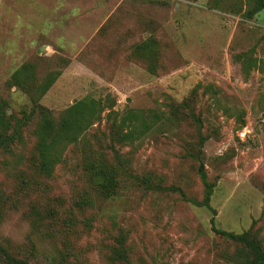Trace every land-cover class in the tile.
<instances>
[{
	"label": "rangeland",
	"instance_id": "rangeland-1",
	"mask_svg": "<svg viewBox=\"0 0 264 264\" xmlns=\"http://www.w3.org/2000/svg\"><path fill=\"white\" fill-rule=\"evenodd\" d=\"M239 5L0 0V100L21 135L0 150V244L10 255L36 264H240L239 248L199 204L204 181L216 227L250 230L264 250V8L245 19ZM149 37L153 72L131 53ZM244 52L255 65L236 60ZM24 63L33 84L60 71L39 100L55 122L86 96L104 106L50 176L38 168L39 115L11 78ZM133 114L150 128L117 142L115 129ZM111 166L115 193L106 196L92 171ZM120 235L125 262L111 251Z\"/></svg>",
	"mask_w": 264,
	"mask_h": 264
},
{
	"label": "trees",
	"instance_id": "trees-1",
	"mask_svg": "<svg viewBox=\"0 0 264 264\" xmlns=\"http://www.w3.org/2000/svg\"><path fill=\"white\" fill-rule=\"evenodd\" d=\"M263 8L264 0H241V5L235 8L234 13L240 14L245 19H251ZM131 53L134 57L143 60L148 70L150 69L152 72L155 70L157 42L153 37L134 44L131 48ZM235 58L236 60L242 59L244 63H248V67L256 64L255 59L246 52L236 54ZM33 70L32 64L24 63L13 72L11 78L15 85L29 92L33 110L37 111L39 115V121L34 131L39 160L38 168L43 175L50 176L55 166L63 160L66 147L76 143L88 127L100 118L104 106L98 99L86 96L67 107L58 122H55L51 112L40 105L39 100L55 82L60 71H51L39 83L33 84L35 79ZM4 106L5 102L0 100V150L10 151L11 145L21 139L20 123H12L10 121V117L4 112ZM149 128L150 125L143 117L139 114H133L121 119L120 125L118 124L117 129L113 133V138L120 143H132ZM117 159L119 160V157ZM92 168L93 166H90V169ZM107 168L106 171L102 170L101 167L92 171V181L102 194L110 196L115 193L114 177L116 170L112 166L111 168ZM204 183L205 195L199 204L207 207L212 212L210 218L212 230L239 248L238 258H240V264H264V250L259 239L250 230L236 233L216 227V211L209 204L212 195V185L206 181ZM88 204V199H84L78 205ZM116 241L117 246L112 247L111 250L112 256H115L114 259L125 262L127 260L124 246L125 239L120 235L116 238ZM1 261H4L6 264H36L16 259L0 244Z\"/></svg>",
	"mask_w": 264,
	"mask_h": 264
},
{
	"label": "water",
	"instance_id": "water-1",
	"mask_svg": "<svg viewBox=\"0 0 264 264\" xmlns=\"http://www.w3.org/2000/svg\"><path fill=\"white\" fill-rule=\"evenodd\" d=\"M40 50H44V49L41 48V49L37 50V53H40Z\"/></svg>",
	"mask_w": 264,
	"mask_h": 264
}]
</instances>
